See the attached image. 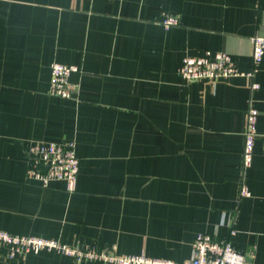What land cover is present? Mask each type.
Wrapping results in <instances>:
<instances>
[{
  "label": "crops",
  "instance_id": "0c3cea01",
  "mask_svg": "<svg viewBox=\"0 0 264 264\" xmlns=\"http://www.w3.org/2000/svg\"><path fill=\"white\" fill-rule=\"evenodd\" d=\"M180 22L165 28V14ZM264 0H0V228L119 254L183 262L199 232L264 264V57L244 76L185 82L187 55L226 51L252 67ZM75 64L79 98L48 93L51 64ZM252 165L242 153L250 99ZM74 140L76 190L28 177L33 141ZM243 177L251 191L240 198ZM0 264H103L55 250Z\"/></svg>",
  "mask_w": 264,
  "mask_h": 264
},
{
  "label": "built area",
  "instance_id": "2783aa9c",
  "mask_svg": "<svg viewBox=\"0 0 264 264\" xmlns=\"http://www.w3.org/2000/svg\"><path fill=\"white\" fill-rule=\"evenodd\" d=\"M178 14H165L162 25L171 28L178 25ZM253 43L252 67L241 70L226 51L206 50L202 55H187L179 67V73L185 82L208 80L216 83L229 76H244L251 80L252 89L259 87L255 80L256 69L264 57V36L256 34L251 37ZM80 71L75 64H65L54 61L51 64V76L48 93L60 98H79V84L71 80V74ZM259 110L253 99H250L246 114L244 146L242 153L243 173L252 165L254 148L259 136L257 130ZM27 175L38 180L42 186H49L52 180H63L69 192L76 190L77 177L80 168V158L76 153L74 140L33 141L27 149ZM240 198L248 197L251 191L243 177L240 183ZM236 233L231 226L230 236L219 238L207 233H197L193 244L191 257L179 263L168 258H156L144 254H119L115 245L111 250L99 249L96 244L78 241L74 244L62 242L56 238L41 235L12 233L0 228V246L6 248L4 256L10 260H25L29 253L41 250H55L75 260H97L103 264H246L249 258L255 256V249L242 253L235 248L230 237ZM1 256V255H0Z\"/></svg>",
  "mask_w": 264,
  "mask_h": 264
},
{
  "label": "rangeland",
  "instance_id": "374dc122",
  "mask_svg": "<svg viewBox=\"0 0 264 264\" xmlns=\"http://www.w3.org/2000/svg\"><path fill=\"white\" fill-rule=\"evenodd\" d=\"M111 247H112V246H110V247H105V248H99V247H98V248H99V249L111 250ZM76 261H78V260H76ZM89 261H97V260H89Z\"/></svg>",
  "mask_w": 264,
  "mask_h": 264
}]
</instances>
